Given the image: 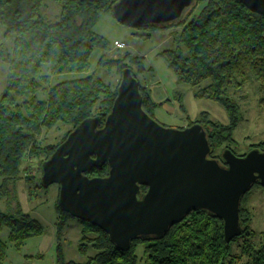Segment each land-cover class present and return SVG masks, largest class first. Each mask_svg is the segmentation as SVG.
Listing matches in <instances>:
<instances>
[{
    "label": "trees",
    "instance_id": "1",
    "mask_svg": "<svg viewBox=\"0 0 264 264\" xmlns=\"http://www.w3.org/2000/svg\"><path fill=\"white\" fill-rule=\"evenodd\" d=\"M55 1L60 13L55 22H48L40 13L43 0H0V25L5 28L4 36L12 37L11 53L6 56L7 82L0 93V198L6 197L9 201H12L15 184L22 178L27 157L37 156L41 166L80 121L97 117L100 126L103 124L120 81L109 84L92 71L82 78L48 86L52 75L86 73L91 67L93 51L99 49L102 54L97 64L106 73L112 68L118 74L125 67L131 69L143 98L142 108L150 116L157 105L137 77L145 69L142 58L128 51L118 59L107 58L111 43L93 30L101 16H112V5L117 0ZM194 2L196 5L186 16L164 25L178 26L180 30L172 36L173 47L158 54L168 63L177 81L195 89L196 98L215 101L228 115L224 124L212 120L203 111L187 125L199 123L205 128L211 150L209 157L224 163L223 149L229 148L236 154L231 143L239 115L232 95L247 82H255L258 107L264 114V16L250 11L239 0ZM198 5L196 15L190 16ZM154 28L158 27H137L142 32L135 36L147 39L149 30ZM43 64L48 66V71L40 77ZM41 91L47 93L45 100L36 97ZM19 98L21 101L17 102ZM59 126L64 132L58 140L54 143L39 141L43 132ZM261 146H264L263 140L251 144L249 149L264 151ZM107 172L108 166L104 163L85 174L91 178L105 176ZM24 177L25 181L33 179L29 174ZM140 188L141 194L147 189ZM244 194L239 205L242 233L229 243L223 241L222 220L196 208L173 224L161 239H133L127 250L116 248L96 225L80 221L57 206L60 214L55 224L57 239L66 219L78 221L81 239L77 248L86 260L83 263L64 260L62 248L57 244L56 263L137 264L135 250L139 242H143L146 264H264V231L255 233L249 228L251 218L241 206ZM3 227L7 228V239L17 251L26 238L44 231L40 222L22 212L18 205L12 213L0 211V233ZM5 250L6 243L0 239V264L5 263ZM89 251L93 252L91 256H87Z\"/></svg>",
    "mask_w": 264,
    "mask_h": 264
},
{
    "label": "water",
    "instance_id": "2",
    "mask_svg": "<svg viewBox=\"0 0 264 264\" xmlns=\"http://www.w3.org/2000/svg\"><path fill=\"white\" fill-rule=\"evenodd\" d=\"M264 16V0H239ZM194 0H117L112 16L128 27L176 23ZM111 111L103 124L88 117L41 164L43 188L58 184L60 210L94 224L120 250L133 239H161L196 208L222 220L223 241L242 233L240 202L252 185L264 188V151L237 156L223 149L221 163L209 157L199 123L165 127L142 108L131 69L121 70ZM107 175L89 178L95 166ZM141 186L146 191L141 194Z\"/></svg>",
    "mask_w": 264,
    "mask_h": 264
},
{
    "label": "rangeland",
    "instance_id": "3",
    "mask_svg": "<svg viewBox=\"0 0 264 264\" xmlns=\"http://www.w3.org/2000/svg\"><path fill=\"white\" fill-rule=\"evenodd\" d=\"M193 3L184 11L181 18L187 15V12L193 8ZM200 5L194 8L190 16H195ZM41 15L48 22H55L60 8L55 0H43L40 7ZM180 18V19H181ZM4 30L0 25V93H2L8 75V65L6 61L7 54L11 53L12 37L6 38ZM95 33L101 35L111 43L110 49L106 52L107 58L118 59L122 53L128 51L133 55L140 56L144 64V71L137 74L141 85L146 86L149 96L153 103L157 104L151 110V117L165 127L182 128L186 127L191 121L199 118L200 113L206 112L212 120L226 123L228 115L222 106L215 101L207 98H196L195 89L192 86L177 81L176 76L168 63L164 61L159 52L165 48L173 47L172 36L180 30L178 26L158 27L149 30L150 36L147 39H139L135 33L142 32L133 27H128L117 22L111 15H103L93 27ZM114 41L121 42L124 46L117 49ZM102 52L97 49L93 51L90 58L91 67L86 73H64L52 75L48 86L64 80H75L82 78L86 74L95 71L104 81L109 84H116L120 79L114 68L109 73L105 72L97 64V60ZM48 66L43 64L39 76L46 75ZM136 72V70H135ZM256 83L247 82L244 87L232 95L233 102L238 106V115L236 128L233 130L231 148L234 149L237 156L250 151V145L264 141V114L259 109L257 99L259 97L256 91ZM39 100L47 98L46 92L36 94ZM21 99L17 102H20ZM64 128L59 126L48 132H43L39 141L43 143H54L58 140ZM264 148V146H261ZM41 159L37 156L27 157L23 163V174L21 180L17 181L14 186V195L12 201L8 198H0V211L12 213L16 211L17 205L22 212L36 218L44 231L36 237L26 238L25 243L19 251L13 249L12 244L7 239V228L3 227L0 233V239L6 243V257L4 264H57L56 263V246L62 248L63 259L66 261H75L83 263L86 256L78 252L80 243L81 225L73 218L66 219L64 228L61 231L59 240L56 237V226L60 214L57 212L58 184H51L43 188L40 184ZM33 176L30 181H25V175ZM16 203V205L14 204ZM241 206H244L251 218L249 228L255 233L264 231V188L259 184L253 185L247 193L244 194ZM238 249V247H237ZM92 251L87 253L91 256ZM138 257L137 264H146L143 242H139L135 250Z\"/></svg>",
    "mask_w": 264,
    "mask_h": 264
},
{
    "label": "built area",
    "instance_id": "4",
    "mask_svg": "<svg viewBox=\"0 0 264 264\" xmlns=\"http://www.w3.org/2000/svg\"><path fill=\"white\" fill-rule=\"evenodd\" d=\"M114 46L117 48V49H120V48H122L123 46H124V44L123 43H121V42H117V41H114Z\"/></svg>",
    "mask_w": 264,
    "mask_h": 264
}]
</instances>
